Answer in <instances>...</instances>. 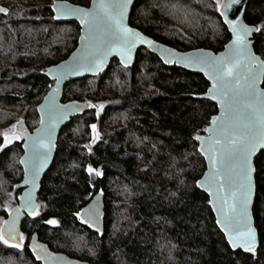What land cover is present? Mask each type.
<instances>
[{
    "label": "trees",
    "instance_id": "obj_1",
    "mask_svg": "<svg viewBox=\"0 0 264 264\" xmlns=\"http://www.w3.org/2000/svg\"><path fill=\"white\" fill-rule=\"evenodd\" d=\"M58 1L91 2L0 0L7 10L0 17V145L4 133L12 141L0 148V230L24 192L18 188L21 134L41 122L38 107L54 85L45 73L78 45L79 24L55 19ZM245 20L261 29L254 48L264 61V0L248 4ZM130 24L181 52L219 53L231 39L217 0H137ZM209 88L203 75L167 66L148 50L132 67L114 60L104 74L68 83L63 102H82L88 110L61 132L38 215L25 218L21 249L0 243V264H40L28 247L34 237L90 264H264V152L256 159L255 255L231 249L210 198L197 186L206 161L195 137L206 134L218 112L203 98ZM99 193L105 196L102 235L77 215Z\"/></svg>",
    "mask_w": 264,
    "mask_h": 264
},
{
    "label": "snow or ice",
    "instance_id": "obj_2",
    "mask_svg": "<svg viewBox=\"0 0 264 264\" xmlns=\"http://www.w3.org/2000/svg\"><path fill=\"white\" fill-rule=\"evenodd\" d=\"M131 3L132 0H94L91 9L72 10L83 25L84 34L80 37L83 47L78 50L79 54H73L71 63H65L56 69L59 74L54 76V79L58 84L66 75H79L81 71H102L107 56L113 51L121 57V63L127 66L136 43L154 48L153 41L128 27L125 22ZM239 3L240 0H227V3L221 4L220 0H217V10L224 9L220 14L225 17V22L230 25L229 30L233 34L231 43L225 45L226 53L219 57L204 52L186 56H179L176 53L172 55L177 56V62L183 63L185 67L199 66L213 82L208 92L210 98L216 99L220 104L222 112L221 116L213 117L211 128L205 129L206 132H210L208 138L195 137L201 141V154L209 161V172L205 174L203 181L197 182V186L203 187L215 197L217 205L215 210L221 217L217 224L222 225L221 230L227 237L228 244L233 249L241 248L255 255L256 232L251 226L248 205L255 171L253 157L258 152H264V91L257 88L259 79L264 76V61L251 52L250 41L247 39L253 31L261 29H253L240 21L227 19V9ZM65 7L54 5V9ZM6 11L0 8V12ZM165 62L171 61L166 59ZM52 71L50 69L49 74ZM45 101L40 111L47 113L48 123L42 119V128L38 130V135L28 137L29 158L21 161L31 169V176L27 171L25 173V182L30 181L33 185L39 171L47 163L53 147L52 134L59 119L65 118L68 111L79 109L75 104L53 107V94L46 97ZM88 107L95 106L89 104ZM99 108L102 109L103 105ZM57 110L61 113L59 117L55 116ZM92 128L95 130L96 126L92 125ZM3 135L4 145H0V148L12 142L7 133ZM14 138L20 139V136L16 135ZM88 171L90 174L95 171L97 176L101 175L91 167ZM28 196H31L30 192ZM29 215L38 213L29 211ZM98 216V210L93 212L89 209L82 222L91 227L94 217L98 223ZM46 223L55 225L57 221L48 220ZM23 240V234H20L17 240L15 219L9 226L8 237L0 230V243L10 248L21 249ZM33 251L35 252V248ZM36 258L39 260L43 257L37 255ZM45 264L50 262L45 260Z\"/></svg>",
    "mask_w": 264,
    "mask_h": 264
},
{
    "label": "water",
    "instance_id": "obj_3",
    "mask_svg": "<svg viewBox=\"0 0 264 264\" xmlns=\"http://www.w3.org/2000/svg\"><path fill=\"white\" fill-rule=\"evenodd\" d=\"M137 0H132V3L128 6V10H127V18H126V23L128 25V27L134 29L136 32L140 33L143 37H146L147 39L151 40L154 42V48L153 47H149L147 44H142V43H136L135 47L132 49V53H131V61L130 63L127 64V66H125V64L121 63V57L115 52L113 51L110 55L107 56L106 62H105V66L103 68L102 71H98V72H89V71H81V73L79 75H66L64 79L60 80L59 84L57 83V80L54 79V76L58 75L59 73L56 72V69L61 66L64 65L65 63H71L73 61V54H79L78 50L82 49L83 47V43L80 39L81 35L84 34L83 31V25L81 24V20L78 17L77 14H75L72 10L73 9H91L93 7V3L94 0H91L89 6L83 7V6H78L75 4H72L68 1H58L56 2L54 5H65V8L62 9H54V5H53V13L55 16V19L57 22L60 23H66V22H77L80 26V36H79V40H78V45L77 48L71 53V55L65 60L62 61L61 63L50 67L45 75L52 81L54 82L53 87L51 88V90L48 92V94L46 95V97H49L50 94L54 95V105L53 107L59 106H65V105H78L79 109L78 110H72V111H68L67 115L65 118L63 119H59L58 123L56 124L55 130L52 134V150L49 153L48 156V160L46 165L39 171V175L35 180V185H33L30 181L28 183L25 182V173L26 171L29 173V176H31V169L29 167L26 166L25 163L21 162V165L23 167L24 170V177H23V181L22 183L18 186V188L23 189L24 192L23 194L19 197V204L16 208H14L12 210V212L10 213V215L8 216L6 222L4 223L3 226V231L6 237H8V229L10 224L12 223V221L15 219V233L17 236V240H19V235L21 233V228H22V224L25 221V218L27 216H32L29 215V211H33V212H37L38 207H39V193L41 190V186H42V182L45 178V176L47 175V173L49 172V170L51 169L54 160H55V155H56V149H57V144L59 141V137L61 135V132L63 131V129L71 122V120L77 116L83 115L87 112L88 108L87 105L85 103L82 102H63V95H64V90L65 87L68 83L72 82V81H76V80H81V79H85V78H89V77H98L101 74H104L107 69L109 68V66L111 65V63L114 60H118L120 62V64L124 67H132L137 60V56L138 53L141 50H148L151 53H153L154 55H156L157 57H159L162 62L167 65V66H177L183 70L189 71V72H193V73H197V74H201L204 76V78L206 79V81L209 83L210 88L212 87V80L209 79V77L207 75H205L204 71H201L199 69V66H189V67H185L183 63L181 62H177L178 57L177 56H173V53L178 54L179 56H186L188 54H196L198 52H204V53H211L212 56L215 57H219L221 54L226 53L227 49L224 48L221 52L216 53L214 51L211 50H206V49H197V50H192V51H188V52H181L175 48H172L170 46H167L165 44H162L158 41H156L154 38H152L151 36H148L146 34H144L143 32H141L140 30L134 28L131 26L130 24V18H131V14L133 11V8L136 4ZM251 1H258V0H240L239 4H235L232 5L231 8L227 9L226 15H227V19L230 21H240L243 24L247 25L250 28H257L256 26H252L249 25L246 20H245V15H246V9L248 4ZM227 3V0H225L223 2ZM221 11H224L223 8H220V13ZM221 15V14H220ZM0 17H1V12H0ZM222 20L224 25L226 26V28L229 31V34L231 36V39L229 41V43L227 45H229L233 39V34L232 32L229 30L230 29V25L228 23L225 22V17L222 16ZM257 31H253L248 37V41H250V49L251 52L256 55L257 57L260 58V56L255 52V48H254V37L256 35ZM170 50V51H163V50ZM170 60L171 62L166 63L165 60ZM260 60H262L260 58ZM263 61V60H262ZM52 69V73L49 74V70ZM264 76H262L258 83H257V88L261 91H264ZM45 97V98H46ZM44 100L42 101V103L39 105L38 107V113L40 116V119L44 120L45 123H48V115L46 112H41L40 108L42 105H45L46 101ZM204 99H208L211 100L212 102H214L217 105L218 108V112L214 117H219L221 116V106L220 104L217 102L216 99H212L210 98L209 92L207 94H205L203 96ZM55 116L59 117L61 116V113L57 110L55 112ZM213 120V118H212ZM212 126V121H211V125L209 128H211ZM42 128V124L40 122L39 126L33 130V131H25L21 134V139L23 141V156L21 158V161H25L29 158V154H30V150L28 148L29 145V141H28V137H36L38 135V130H40ZM210 136V132H206L205 135L200 136L201 138H208ZM200 146H199V150L201 153V141L199 140ZM261 152H258L256 156L253 157V163H254V168L255 171L253 172V176H252V183H253V188H252V194H251V199L248 205V214L251 218V226L252 228L255 229L256 232V248L258 247L259 243H260V238H259V233L258 230L256 229V225H255V219H254V215H253V209L254 206L256 204V196H257V188H256V159L258 154ZM205 161H206V171L204 173V175L202 176V178L199 181H203L205 174L209 172V161L206 159V156L201 154ZM206 195H208V197L210 198V201H213V203H210V206L213 209L215 218H216V223L217 220L220 219V215L219 213L215 210L217 205L215 204V197L213 195H210L208 191H205V189L203 187H199ZM31 193V196H28V193ZM92 209L93 212L98 210L99 216H98V223L96 221V218L94 217L92 220V226L89 227V225L87 223L82 222V220L85 217V213L89 210ZM18 217V218H17ZM81 220V222L86 225L92 232L102 235L104 233L105 230V196L103 193H99L97 194L92 201L85 207L82 209V211L80 212L79 216H78ZM219 229H222V225H218ZM97 228H99V231H97ZM221 232L224 234V232L221 230ZM225 236V234H224ZM226 240L227 237L225 236ZM228 242V241H227ZM230 246V245H229ZM29 250L31 252V254L33 255V257L35 258V260L40 263V264H45V260H48L50 262V264H90L88 262H84V261H80L77 259H73L70 258L69 256L62 254V253H56L54 251H52L46 244H44L43 242H41L38 238L34 237L29 244ZM231 247V246H230ZM35 248V252L33 251V249ZM231 249L233 251H244L241 248H237V249H233L231 247ZM40 255L41 257H43L42 259H37L36 256Z\"/></svg>",
    "mask_w": 264,
    "mask_h": 264
},
{
    "label": "rangeland",
    "instance_id": "obj_4",
    "mask_svg": "<svg viewBox=\"0 0 264 264\" xmlns=\"http://www.w3.org/2000/svg\"><path fill=\"white\" fill-rule=\"evenodd\" d=\"M99 137L98 131H97V127L95 128V130L93 129V141H96Z\"/></svg>",
    "mask_w": 264,
    "mask_h": 264
}]
</instances>
